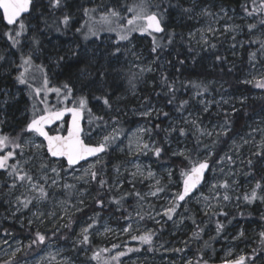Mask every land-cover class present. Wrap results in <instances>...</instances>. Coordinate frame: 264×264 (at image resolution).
Returning <instances> with one entry per match:
<instances>
[{
  "label": "snow or ice",
  "instance_id": "1",
  "mask_svg": "<svg viewBox=\"0 0 264 264\" xmlns=\"http://www.w3.org/2000/svg\"><path fill=\"white\" fill-rule=\"evenodd\" d=\"M90 2L92 6L76 5L78 11L82 14L81 18L83 20L80 27L76 28V32L84 41H89L93 37L95 40H100L101 34L114 32L116 34L114 41L116 47H109L105 50V55L108 56H117L121 52V43H130L132 35L139 33L140 35L152 36L151 51L156 54V59H159L162 49L166 46L161 44L160 38L155 34L164 33L167 45H172L177 37L175 31L168 32L169 25L166 23V17L172 16L174 12L187 19H194L196 16L212 17L219 15L212 13L207 7H200L197 13L199 0H191L187 7L184 6L182 0H156L155 3H151L150 0H141L134 6L125 5L124 7L119 6L118 0L113 4H106L104 0H99L98 3L96 0H90ZM48 7L53 11H61L62 15L58 18L59 23L56 31L63 34L64 30L71 27L73 17L70 13L64 11L70 5L67 4V0H48ZM36 8L37 0H0V12H2L3 19L8 25H17V30L14 33H7L13 47L20 44L19 37L26 35L29 27L26 21L29 20ZM241 8L244 14L241 19L248 18L250 21L246 25L251 36L248 43L257 46L256 50L252 51L249 56V62L255 68L257 63L264 64V0H246ZM125 12L131 15L126 16ZM221 12L223 16L220 18L228 16L226 9L222 8ZM59 25H63V29ZM239 30L240 25H226L222 32H237ZM257 30H259V35H257ZM206 31L215 35L218 30L210 25ZM194 36L195 33L189 32V44H191ZM180 39L183 40L184 37L181 35ZM232 39L235 41V35L232 36ZM95 40H93V43H95ZM201 41H203V46L199 50L191 46L188 48V51L194 54V62L195 56H198L200 51L207 48H216L215 44H209L203 36H201ZM201 41H197V43L199 44ZM32 44L35 46L34 49L26 54L22 53L20 63L16 65L18 72L15 75V81L17 84L24 86L27 91L30 102V107H28L30 116L23 122L18 132H15V129L13 130L15 134L4 131L8 126V121L4 117L7 115L5 109L12 106V101L16 97L10 91L0 90V173L9 178L8 181H5V187L10 193L14 194L12 216L18 219L17 213L30 212L33 217V219L28 220L30 228L34 223L44 224L45 221L55 217V230H52L51 235H49L47 231L42 232L37 228L34 232V238L30 239L26 246L23 245V242L18 241L19 246L13 247L12 242L8 239L12 234L5 229L2 242H0V251H3L5 256L9 258L3 260L2 264H20L19 260L16 259L18 253L32 249L34 246L45 245L46 242L50 243L53 238L66 241L71 239L68 234H61L59 229L65 228L69 232H73V216L76 212L84 210V192L80 191L78 185L97 184L98 191L94 198L95 205L101 210L106 207L105 199L111 195L113 190H119L122 187L118 179L116 183L109 184L104 178L106 170L105 157L117 141L120 144H123L125 139L128 141L126 152L128 155L148 156L151 154L157 161L168 155V151L162 144L151 140L153 128L141 127L129 136L125 134L119 116L110 115L113 110V102L111 95L103 91L107 76L104 65L97 63L96 67L92 69L96 73L94 79H90L92 72L88 71V68L80 70L76 76V80L80 84L79 87L72 80L71 75L64 83L52 86L45 65L34 63V53L40 50V40L35 35L32 37ZM232 47L235 48L236 44L234 43ZM98 49L99 46L94 49V53ZM3 59L4 57L0 56V60ZM96 59L95 55L87 57L78 49L69 48L65 55H60L55 59V64L57 67H71V65H67V61L73 60L77 67L80 63H85L88 67H91L92 62ZM215 59L222 61L223 57L217 55ZM152 63H155V60ZM178 63L183 65L185 61L181 59ZM136 66L139 68L140 75L153 71L150 65ZM229 70L231 71V69ZM37 72L40 74L39 84L36 83ZM136 78L137 74L133 73L132 78L129 79L133 91L136 88L134 82ZM160 83L162 88L166 89L164 94L169 97L167 103L175 104V111L181 114L179 117L180 126L170 123L169 127L163 129V131L167 136L176 133L178 137H183L186 141L195 142L191 148L185 143L184 147L171 151L172 157L181 158L178 169L180 180L179 182L176 181L177 169L172 166L166 168L167 175L164 177L158 176L151 167L145 169L139 163L133 162L135 171L129 172L132 180L128 181L133 184V191L122 193L119 198L112 196L111 199H108V203L116 204L118 206L117 210H119L127 195H134L138 202L145 201L148 197L166 199L168 203L162 207V211L150 215V218L156 220L157 224L161 223V220L156 219L157 216L166 217L167 221L176 223L174 217L177 216L179 209L183 207L185 212H189L186 204L190 202V199H195L197 203H203V212L204 215L209 217V222L212 221V217H228L230 213L224 209L231 203L233 198L238 202L243 201L247 205L254 204L257 201L264 204V175L257 179L251 171L243 173L246 177H252L250 190L233 197L238 185V180L234 177L237 176L238 172H242L241 169L234 170L237 159H239V148L251 143L255 148L251 155L264 159V118L255 122L256 126L250 128L246 137H241L242 143L237 144L234 139L232 140L230 149L232 154L226 152L223 156H219L215 152L216 146L221 143V137H229V133L233 131L230 117L237 109L233 106L231 111L224 112L223 124L205 126L201 116H192L189 110V99L176 103L178 89L175 87V81H169L168 76L161 72ZM242 83L252 84L255 88L264 90V72H261L259 76L253 75L251 79H245ZM182 86L191 87L195 90L194 97H201L197 100V103L203 105V112H209L212 103H216L220 107V102L203 98L206 93H209L210 84L190 80L187 85L182 83ZM97 92H99L98 95ZM52 94H55L56 103H52L50 100ZM92 99H95L101 105L98 111H93V108L89 107ZM223 103L226 104L228 101L223 100ZM240 103H244V98L240 100ZM185 112H187V115H184ZM153 114L159 116V112L153 107L139 113L145 119L152 117ZM163 115L167 117L169 113L164 112ZM85 122L88 125L87 128ZM184 125H187V127ZM154 127L159 128V125ZM93 132H96V136L99 137L96 143L91 142L96 138L92 136ZM257 136L260 137L259 143H256ZM164 143H168L167 138ZM177 143H181V141L177 140ZM120 150L124 151L123 148ZM214 154L217 157L215 160H213ZM9 161H12V163H9ZM240 163L243 164L245 161L240 160ZM246 163L251 169L253 160L249 158ZM213 165H222L223 167L217 169ZM225 168L228 169L227 172H225ZM217 170L224 174V179H218L211 184L209 188L210 196L204 195L203 189L207 186L206 173L210 171L215 173ZM124 171L129 170L124 169ZM76 172H80V175H76ZM115 172L117 176L122 174L118 166L115 167ZM144 180L150 181L149 191L141 193L135 190V182H143ZM69 181H75V183ZM171 184H176L175 192H170L168 185ZM57 188L63 190L69 196L74 192L79 193V198L75 199L74 202L68 199L59 202L60 210L64 213L62 216H57L56 207H53L50 211L45 210L54 198L52 190ZM20 189H23V191H20ZM162 193L165 195L161 196ZM212 201L216 203L213 204ZM236 207L239 209V203ZM142 208L141 205V211H136L137 222L145 218L142 214ZM239 215L244 218L243 212H239ZM125 219L132 221V214L128 213ZM185 219H191L194 228L189 239L182 242L184 248L171 249L176 253H183L189 247L190 242L203 240L207 227V224L203 221L197 222L194 214L187 217L181 215L180 223H183ZM234 219L235 216H232L231 219L227 220V224H231ZM260 219L264 220V213H261ZM59 221H64V223L60 224ZM98 224L99 213L89 216L88 221H85L83 226L80 227V231L78 233L73 232L75 239L71 240L72 250L90 251L93 229L99 232ZM237 227L238 231L231 237L232 244L221 264H255L257 255L264 252V226L257 234L260 245L259 251L253 248L251 256L239 254L233 257L235 242L247 240V234L243 226L238 225ZM225 229V221L216 219V235L210 237V239H227L223 235ZM111 231H113L111 228L104 226V232ZM121 231L131 234L133 231L132 223L126 224ZM137 231L139 230L137 229ZM154 236V231L146 230L143 234L131 235V239L139 241L141 245H148L149 247L146 250L153 251ZM4 245L8 247L4 248ZM112 247L115 249L120 245L114 244ZM209 247H211L209 241H204L202 248L197 250L200 254L196 256L195 260L186 259L185 264H209V260L205 259L203 254V251ZM101 251L108 250L103 249ZM132 251H140V249H128V252ZM128 252H117L112 256V259L117 264H122L121 258L126 256ZM57 254H60L59 249H57ZM100 256L101 252H94L91 259L99 262ZM50 259L54 260L55 257L50 256ZM57 264H71V262L69 258H65Z\"/></svg>",
  "mask_w": 264,
  "mask_h": 264
},
{
  "label": "trees",
  "instance_id": "2",
  "mask_svg": "<svg viewBox=\"0 0 264 264\" xmlns=\"http://www.w3.org/2000/svg\"><path fill=\"white\" fill-rule=\"evenodd\" d=\"M123 7L125 5L129 6L130 3L132 2H138L139 0H122ZM209 0H199V6L197 7L196 10H199L200 7H204L208 5ZM214 2H219L222 3L223 5L227 6L229 9H235L236 13H240L241 15L243 14L241 5L246 2V0H213ZM151 3H155L156 0H150ZM184 6L187 7L189 6L190 3H186V1H183ZM67 4L70 5V7H67L64 9V11L70 13L72 15V28L67 29L63 32V34H56L58 31H56L57 25L51 26V24H58L59 20L58 18L61 17L62 13L60 10H51L48 7V0H37V8L35 12L31 14V17L27 21L28 24L36 27V29L32 32L35 34V36L40 40V50H43L45 52H49L51 49V46H48V42L52 39H59L60 37L63 38V40L71 41L73 44V49H76L77 46L79 48L82 47L81 44V39L82 37L75 32L74 30L78 28L80 20H81V13L76 12L78 9L76 8L77 4H88L90 5L91 2L90 0H67ZM92 6V5H91ZM43 14H45L46 18L40 22L38 19L41 17ZM127 15L129 13L126 12ZM126 15V16H127ZM178 16L175 12L173 13L172 16L166 17V23L169 25L168 32L175 31L177 33V37L172 45H167V39L165 37V34L163 33L162 35H156L158 38H160L161 44L165 45L166 47L162 49L160 58H163L165 61V67L164 70H162L161 65L158 64L159 59H156V54L152 53L151 48H152V40L149 41V43L146 45L147 49V57L148 60L153 61L155 60L154 63V72L153 73H146L145 76H142L140 74H137V78L135 79V84L136 88L133 91L130 84H129V79L132 78V76L129 75L128 72L133 74V72L129 71V68L126 67V63L122 61L120 57V53L117 54V57L111 56L110 59H115V63H108L109 66H114L115 69H117V72H114V69L112 67H107L106 63V58L102 59H97V63L104 65L107 71V76L106 80L104 83V88L103 91L111 95L112 97V102H113V110L110 113V115H117L119 116L121 120V124L123 126V129L125 133L127 132L128 129L132 128L139 122H144L147 127L153 128L152 136L151 138L159 143L162 144L163 147L168 151V155H165L163 159L157 161L155 157H153L151 154L147 156L151 161L154 162V166L158 165H167V166H172L173 168L177 169V174H176V181L179 182L180 177L178 173V169L180 167L179 161L181 158L179 157H172L171 156V147L169 141L175 140L177 138H183V137H178L176 133H173L171 136H167V134L163 131V129L168 128V122L175 116L176 114H180L175 112L173 109H175V104H169L167 103L169 97L164 94V91L166 89L162 88V85L160 83L161 79V72H163L165 75L168 76L169 81H175V87L178 89L176 92V103L178 104L179 101L184 100V99H189V96L195 91L189 86H182V83L184 85H187L188 81H195V82H210L214 83L213 87H210V91H216V90H221L222 94H232L234 96H246L247 99L246 101L241 104V103H236L235 111L230 119L232 122V129L233 131L229 133V137H221V143L216 146L215 152L219 154V156H223L230 148L232 145V140L238 136L243 134L249 124L251 125L252 121L257 118L258 116H262L264 118V90H262V96L259 98H252L251 95L257 90L253 85H247L245 83H242V81L245 80L249 70L251 69L252 65L249 62V56L252 51H255L257 46L256 45H249L248 41L251 38L250 34L248 33L247 30V23L250 22L248 18H246V25L244 27V43L242 45V48L240 52L238 53L237 57H231L230 53L227 52V49L224 44V40L220 42H215L213 44L216 45L215 49H209L207 52L200 51V54L198 56H195V62L193 61V53H190L188 51L189 46L199 50L197 47H194L192 44H189V40L187 39V32L192 29V24L190 21H185L183 25H177L175 24V17ZM36 17L35 21H32L31 18ZM53 19V21L51 20ZM60 26V25H59ZM63 26V25H62ZM12 27L7 26L4 23L2 14L0 13V39L3 41H8V34L10 31H12ZM13 33V32H12ZM29 33V32H28ZM28 33L24 35L23 37H27ZM136 35V37H135ZM132 36L133 41L135 40H141L142 37H140L138 34H135ZM183 36L184 39L181 40L180 36ZM102 36H109V35H101ZM115 36V35H112ZM116 37V36H115ZM81 38V39H80ZM84 41V40H83ZM98 42V40H97ZM239 41H237L238 43ZM125 43L121 44V49L123 48L122 45ZM185 44V45H184ZM35 46H33L34 49ZM116 45L113 47L115 48ZM108 48H103L102 54H105V50ZM11 51L14 53L16 57L17 54L12 48V43L11 45L9 44L8 47V52ZM63 51L57 52L54 50V52L50 51L51 54L54 56L58 57L62 54ZM219 55L223 57L222 61H218L215 59V57ZM259 55V53H258ZM5 57V56H3ZM41 58L43 61H45L43 55L41 54ZM183 59L185 63L183 65H180L178 63L179 60ZM67 65H71V67L68 66H63V67H57L56 71L52 73L50 76L49 73V78L52 82V86H58L62 83H64L68 78L69 75H71V78L74 82L77 83V87L80 86L79 81L76 80V76L79 74L80 70H83L85 68H88V71L92 72V76L90 79H94L96 73L92 71L94 68L93 65L91 67H88L85 63H80L78 67L75 65V61L73 60H68ZM257 65H260L264 68V64L262 63H257ZM49 68H45V70L48 72ZM231 69V71L229 70ZM117 75V76H116ZM10 78L6 79L4 83H0V87H5L8 86L10 83ZM6 88V87H5ZM159 93V95H157ZM183 93H185V96H183ZM97 95L99 92L96 93ZM26 106L30 107V102L28 100L27 96H24L21 100L18 102L13 100L12 101V106L10 108H6V118L8 119V133L14 132L13 130H19V128L22 126L23 122L29 117H23L19 118V114L23 112V108ZM101 105L99 102H97L95 99L90 100L89 107L93 108V111H98V108ZM154 107L155 109L158 110L159 116H156L155 114L152 117H149L145 119L144 117H139L136 118L132 117L133 114H137V112L140 111L142 107ZM118 110V111H117ZM226 111H231V108L228 106H224L222 113L219 114V116L215 117L214 115L206 114L205 118H208L214 122L217 123H223L224 122V112ZM164 112H168L169 116L165 117L163 115ZM155 125H159V128H155ZM85 127L87 128L88 125L85 122ZM99 131V130H97ZM16 132V131H15ZM167 138L168 143H164L165 139ZM185 140V138H183ZM207 142V141H206ZM188 147L191 148L193 144L195 143L194 141H187ZM111 151V149H110ZM108 152V156L111 157V152ZM113 158V155H112ZM217 157L214 154L213 155V160H215ZM115 159V158H114ZM113 159V160H114ZM253 165L252 168L249 169L247 163L242 164V168L244 172H249L251 171L253 175L259 179L260 176L264 175V159H261L259 157L253 156ZM161 165V166H163ZM107 166L109 169L112 167V163H107ZM107 169V168H106ZM110 171V170H109ZM110 173V172H109ZM109 177V175H107ZM106 179V177H104ZM211 175L210 172L208 173L206 180L207 182L210 180ZM245 178V177H244ZM249 178V177H246ZM5 177L0 175V236H3L4 230L7 229L14 237L21 238L22 240H27V239H32L34 238V228L30 227H20L18 223L16 222V218L11 216L12 215V210H13V204L11 203V199L9 196H7L5 193L9 192V190L5 187ZM8 181V180H7ZM108 181V179H107ZM166 182V181H165ZM174 184L168 185V188L171 189L173 188ZM94 186V191H95V196L96 197V188L98 189V186ZM252 185L250 186V188ZM149 190V189H148ZM138 191V190H137ZM238 194H242L241 191ZM107 195V194H106ZM237 194H233V197H235ZM112 194L105 199V204L106 207L102 210L104 214L108 213L112 215L113 213L116 212L117 210V205L116 204H110L108 203V199H111ZM131 197V198H130ZM239 203V209L236 207V205ZM140 202L137 201V198L134 195H129L126 199L122 201V206L119 209V212L117 215V222L120 223V225H123L124 222H127L128 220L125 219V217L128 215V213H131L132 216L136 214V211L140 210L141 207H139ZM232 204V205H231ZM116 205V206H115ZM188 206H191L189 203ZM235 207L233 209V207ZM145 209V207H143ZM225 211L229 212L230 215L228 217L220 216V217H212V221L209 222V217L204 216L199 212H190L195 215L197 222L203 221L204 223L207 224V227L205 229V233L203 235V240L198 241V242H190L189 247L193 249L194 253L199 255L200 253L197 251L199 248H202L203 242L206 241V234L208 230H212L215 232V220L220 219L221 221H225L226 223V229L223 235H225L228 231L232 230L233 228H237L238 225H242L244 230L246 231L247 234V240H241V247L245 248L246 254L248 256L252 255V249L256 248L259 251L260 245L258 243V235H256V231L253 232L254 234L252 235V231L257 230L258 232L262 230V226H264V220L260 219L261 213H264V204H261L259 201H257L254 204L247 205L244 204L243 201H236L235 198L231 201V203L228 204V206L224 209ZM95 205V200L90 203V205L86 208L84 213L82 214L83 218L93 216L96 213H99L101 216H104L102 213ZM107 212V213H105ZM154 209L151 206L150 210L147 212H144L142 210V214L145 216L143 219V223L148 227L152 228V231L155 232V236L157 239L154 237V245H153V251H147L146 249L149 246H146V248L143 246L142 247V252H147L150 255H160L162 252L159 250H155L157 242H162L163 237H158L160 235L161 231H166L167 228H169L170 225L167 226H159L154 224L151 221H148V216L150 213H153ZM239 212L244 213V218H241L239 215ZM191 214V215H192ZM106 215V216H107ZM232 216H235V219L232 220L231 224H227V220L231 219ZM174 220H176V216L174 217ZM181 225L186 229L184 231L189 233L188 239L191 235V231L194 228V225L192 224L191 219H185ZM170 229V228H169ZM168 229V230H169ZM170 231V230H169ZM45 232V231H42ZM49 235H51V231H47ZM257 232V233H258ZM62 234H68L69 231H60ZM254 236H257L255 239H253ZM69 242L63 241V239H58V238H53L52 242ZM165 240V238H164ZM171 239H167L169 241ZM30 241V240H29ZM47 243V242H46ZM167 246V245H166ZM91 250L89 253L86 254V260L87 261H92L93 263H96V260H92L91 257L94 252H97L98 247L96 246V239L95 237L91 236V244H90ZM166 248V247H165ZM40 249V246L38 247H33L32 249L26 250L25 253H22V256L27 255L29 256H38V251ZM207 250V249H206ZM203 251L204 252L206 251ZM78 251H82L80 249H76L75 252L78 253ZM195 256V258H196ZM205 259H208L207 256L204 254ZM264 257V252L259 253L257 255V258L255 260V264L258 263V261L262 262L261 259ZM220 257L218 254L214 255V259L212 263H217L219 262ZM264 264V261L262 262Z\"/></svg>",
  "mask_w": 264,
  "mask_h": 264
},
{
  "label": "rangeland",
  "instance_id": "3",
  "mask_svg": "<svg viewBox=\"0 0 264 264\" xmlns=\"http://www.w3.org/2000/svg\"><path fill=\"white\" fill-rule=\"evenodd\" d=\"M186 1V3H191V0H183ZM96 2L98 3L99 0H96ZM117 0H104V3L106 4H113L116 3ZM141 2V0H139L138 2H132L129 4V6H134L135 4ZM119 6L123 7V1L122 0H118ZM208 5L204 6L209 8V10L214 13V14H219V15H214L212 17H201V16H196L194 19H187L181 16H176L175 17V24L177 25H183L185 23V21H190L192 24V29L190 31L187 32V39H188V34L189 32L195 33L194 38L191 40V44L194 47H197L198 49H200L203 46V41H201V36L204 37L205 40L208 41L209 44H213L215 42H220V41H225V47L227 49V52L230 53L231 57H237L238 53L240 52L242 45L244 43V38L243 36L244 34V27L246 25V18L241 19V17L243 15H241L240 13H236L235 9H229L227 6L223 5L222 3L219 2H214L213 0H209L208 1ZM92 4L88 5L86 4L85 6H91ZM77 8V7H76ZM226 9L228 11V16H225L223 18H220L221 16H223V13L221 12V9ZM200 10V9H199ZM199 10H196V12L198 13ZM76 12H79L78 10ZM125 15L126 12L124 13ZM82 16V14H80ZM131 14L129 13L130 16ZM46 18L45 14H43L41 17H39V21L42 22L44 19ZM36 17H32L31 20L35 21ZM53 21V19H51ZM26 23H28L26 21ZM83 23V20L81 18L80 23H79V27L80 25ZM53 25H57V24H51V26ZM212 26L214 28H216L218 31L215 35L207 32L206 30L208 29L209 26ZM226 25H240V30L237 32H226L223 33L222 29L226 26ZM60 27L63 29V26L60 25ZM14 29H12L13 32L15 30H17V25L13 27ZM72 28V23H71V27ZM69 28V29H70ZM36 29V27L34 26V24L30 25L27 29V37H19L20 39V44L17 45L16 47L12 48L13 50L16 52L17 56L16 57L14 55L13 52L9 51L8 52V47L9 44L11 45L12 41L8 38V40L10 42H6L3 41L2 39H0V56H5L3 60H0V83H4L6 79L10 78V83L8 86L0 87V90L2 91H10V93L16 97L15 101H19L22 98H24V96H27V91L26 89H24V86L19 85L16 83L15 81V75L18 72V69L16 67V65H18L20 63V58L22 53L26 54L29 51L33 50V44H32V37L33 34L32 32ZM65 31V30H64ZM76 32V29L74 30ZM26 33V34H27ZM56 34H62L61 32H58ZM79 34V33H78ZM138 34L140 37H142L141 40H135L133 41V38L131 40V42H122L125 43L123 46V48L121 49V53H120V57L119 59H121L122 61H120L121 63L125 62L126 63V67L129 68V71L133 72V73H137L139 74V68L136 65H139L140 67H144L147 65H150L153 68L152 72H148V73H153L154 72V63H152V61L148 60L147 57V49L145 48L146 45L149 43L150 40H152V36H149L147 34L145 35H140L139 33H134L133 35ZM101 35H109V36H102L100 40H95V38L93 37L92 39H90L89 41H83V38L81 39V44L78 43V45H82L81 48H79L77 46L76 49H78L84 56L87 57H91L93 55L96 56L97 59H102V58H106L108 60H106L107 63V67H112V69H114V72L119 73L118 71H116L117 69L114 68V66H109L108 63H115V61H117L115 59H110L111 56L108 55H103L102 54V50L103 48H113L115 46V39H116V34L113 33H103ZM115 35V36H112ZM132 35V36H133ZM235 35L236 39L235 41L232 39V36ZM257 35H259V30H257ZM136 37V35H135ZM150 39V40H149ZM93 40H95V43H93ZM197 41H201L199 44L197 43ZM237 41H239L237 43ZM48 46H51V50L52 52H54V50H56L57 52H62L63 55L66 54V52L68 51L69 48L73 47L72 42L69 41H65L63 40V38H59V39H52L48 42ZM121 43V44H122ZM236 44V47L233 48L232 45ZM185 45V44H184ZM99 46L98 51H96L94 53V49H97ZM210 48H207L206 50H204L203 52H207ZM49 52H45L43 50H39L38 52L34 53V63L35 64H43L45 65V68H49L48 73L51 76L52 73L54 72V70L56 71V64H55V59L57 58L56 56H54L53 54H51ZM41 54L43 55L45 61L42 60L41 58ZM117 57V56H115ZM137 57H139V59H137ZM97 59L94 60L92 62L93 67L95 68L97 65ZM158 64L161 65L162 70H164L165 67V61L163 58L159 59ZM261 72H264V68L260 65H255V68L252 66L251 69L249 70L247 76L245 79H251L253 75L259 76V74ZM130 76H133V74H131L130 72H128ZM147 73V72H146ZM146 73L142 74V76H145ZM39 72L36 73L37 76V80L36 83L39 84ZM117 76V75H116ZM201 82V81H200ZM205 84H210V87H213L214 83H210V82H203ZM247 85H252V84H247ZM55 94H52L50 96V100L52 103H56L55 99H54ZM183 96H185V93H183ZM262 96V90L258 89L255 90V92L251 95L252 98L256 99ZM28 97V96H27ZM191 98V99H190ZM206 100H214V101H218L220 102V107L217 106L216 103H212L209 112L205 113L203 112V105L197 103V100L201 99V97H194V92L189 96V110L192 113V116H201L204 120V125L205 126H213L216 124H223V123H217L214 122L206 117V114H210V115H214L215 117L219 116L220 113H222L224 106H228L229 108L232 109V107H236V103H240V100L242 98H244V102L246 101L247 97L246 96H242V95H238V96H234L232 94H222L221 90H216V91H209V93H206L203 97ZM188 99V98H187ZM223 100H227L228 103H223ZM153 107V106H152ZM149 107H142L140 109L139 112H137V114H133L132 117H130L131 119L133 117L136 116V118L142 117L141 115H139L140 112L144 111L145 109H147ZM154 108V107H153ZM157 110V109H156ZM175 111V109H173ZM158 111V110H157ZM176 112V111H175ZM154 115V114H153ZM181 114H176L175 116H173V118H171V120L168 122V127L169 124H176L177 126L179 125V117ZM184 115H187V112L184 113ZM26 116H30V111H28V109L26 108V106L23 108V112L21 114H19L18 119L19 118H23ZM7 121L8 119L6 118V116L4 117ZM261 118H263L262 116H258L257 118H255L251 125L249 124L247 130L241 134L238 135L235 138V141L237 142V144L242 143L241 141V137H246L247 133L250 131L251 127H255L256 126V121L260 120ZM146 124L144 122H139L138 124H136L135 126H133L132 128L128 129L127 132L125 133L126 135H131L132 133L136 132L137 129L141 128V127H145ZM185 127H187V125H184ZM9 127L7 126L4 131L6 133H8V129ZM16 132H18L19 130H15ZM12 134H15V132H10ZM93 137H96L95 139H93L91 142L92 143H96V141L99 139L98 136H96V132L92 133ZM145 138L147 139V136L145 135ZM123 139V138H122ZM152 141H154L151 138ZM177 140L181 141V143H177ZM260 137L257 136L256 138V143H259ZM170 143V147L171 150H175L177 148H182L184 147V144L186 143L187 146L188 143L186 140H184L183 138H177L174 141L171 140L169 141ZM127 144L128 141L125 139L123 144H120L119 141H117V143L115 145H113V147L111 148V151L109 149V151L111 152V157H109L108 155L105 157V161H106V170H105V175L104 177H106V180L108 179V183L109 184H114L116 183L117 179L119 180L120 184L122 185V187L119 188V190H113L112 191V196H115L116 198H119V196L122 193H127V192H132L133 191V184L129 183L128 181L132 180V177L130 176L129 172L130 171H135V168L133 167V162L139 163L143 168H148L151 167V169L157 173L158 176H164L166 177L167 173H166V168L168 167L167 165H158V166H154V162L151 161L149 158H147V156H143V155H137V156H133V155H128L126 154L127 152ZM123 148L124 151H121L120 149ZM231 149V148H230ZM230 149L227 151L229 154H232L230 152ZM254 145L253 144H247V145H243V147L239 148V159H237L236 165L234 166V170L237 169H241L242 172H238L237 176L234 177L235 179L238 180V185L236 186V192L233 194H238L240 191L241 193L245 192V191H249L250 190V186L252 185L251 181H252V177L246 178V176L243 175V173H245L243 171L242 168V163H240V160L243 161H247L249 158H253V156L251 155L252 151H254ZM113 155V158H112ZM115 158V159H114ZM114 159V160H113ZM9 163H12V161H9ZM107 163H112V167L111 169L108 168ZM118 166L121 169V175L117 176V173L115 172V167ZM214 167H216L217 169H219L220 167H223L222 165H213ZM262 167H264V165H262ZM124 169H128L129 171H124ZM110 170V171H109ZM228 169L225 168V172H227ZM110 172V173H109ZM1 176L5 177V181L9 180V178L5 175L0 173ZM76 175H80V172H76ZM109 175V177L107 176ZM210 175L211 178L210 180L207 182V186L204 187L203 189V194L204 195H209L210 196V192H209V188L211 186L212 183H215L218 179H224V174L219 172L218 170L213 173L210 171ZM245 177V178H244ZM69 182H73L75 183V181H69ZM150 181L148 180H144L143 182H135V190H138L141 193H146L149 190V185ZM95 183L91 184V185H78V188L80 189V191L84 192V198H85V205L84 210L82 212H76L75 215L73 216V224H72V229L73 232L78 233L80 231V227L83 226L85 221H88V217L83 218L82 214L84 213V211L86 210V208L90 205V203L93 201L94 196H95V191H94V186ZM96 186H98L96 184ZM20 191H23V189H20ZM54 192V198L52 200L51 203H49L46 207L45 210L50 211L53 209V207H56V211H57V216H62L64 213L60 210L59 207V202L65 199L68 200H72L73 202L75 201V199L79 198V193L74 192L71 196H69L68 194L64 193L63 190L57 188V189H53L52 190ZM98 189L96 188V193H97ZM176 191V184L173 185V188L170 189V192H175ZM7 196H9V198L11 199V203L14 200V194L7 192L5 193ZM18 194V193H15ZM97 195V194H96ZM165 194H161V196H164ZM131 196V195H130ZM129 197V195L126 196V198ZM125 198V199H126ZM131 198V197H130ZM168 203V201L166 199H157L155 197H148L147 200L140 202L139 207H141V205L144 208H142V210H144V212H148L150 210V207L154 206V212L150 213V215H155V212L157 211H162V207L164 205H166ZM189 203L191 204V206H188ZM186 204V207L189 209V212H185L183 210V207L181 209L178 210V214L176 216V223H173V221H167L166 217H161V216H157L156 219L161 220V223L157 224L156 220H153L150 218V215L148 216V221L153 222L156 225H159L161 227L163 226H167L170 225L169 228H167L166 231H161L160 235H158V237H163V241L162 242H157L156 248L155 250H159L162 252L160 253V255L154 254V255H150L147 252H142V247L144 246L146 248V246L148 245H141L139 243V241L136 240H132L131 239V235H139V234H143L146 230H150L152 231V228H148L144 223L143 220H140L137 222L136 220V215L133 216V220L132 221H127L124 222L123 225H120L119 222H117V215L119 210H116L115 213H113L112 215H110L108 213L104 214V212H102L101 209H99L104 216H101L99 214V224L97 225V227L99 228V232H97L95 229H93V237H95L96 239V246L98 247L97 252H101V256H100V260L99 262L96 261L97 264H117L116 261H114L112 259V256H114L117 252L120 251H125L128 252L129 248L132 249H136L139 248L140 251H132V252H128V254L124 257L121 258L122 264H185L186 259H193L195 260V256L196 254L194 253L193 249L191 248H186L185 251L183 253H176L174 251H171V249L173 248H184V244L182 243L183 241L188 240V236L189 233L184 231L186 230L180 223V216H189L192 213L190 212H199L202 215H204L203 212V203H197V201L195 199H190V202ZM213 204H215V201H212ZM13 204V203H12ZM232 205V204H231ZM14 206V205H13ZM116 206V205H115ZM233 207V206H232ZM235 207H233L234 209ZM141 211V208L140 210ZM107 213V212H105ZM107 215V216H106ZM12 216V215H11ZM206 216V215H204ZM17 217H19L18 219L16 218V222L18 223V225L22 228V227H27L28 226V220L29 219H33V217L31 216L30 212L25 211L24 213H17ZM56 220L55 217L45 221L44 224H39L34 223L31 225L32 228H34L35 230L37 228H39L40 231H52L55 230L54 228V221ZM90 222V221H89ZM129 222L132 223V229L133 231L131 232V234L129 233H123L121 231V229L126 226V224H128ZM60 224H63L64 221H59ZM23 225V226H22ZM104 226H107L109 228H111L113 231L111 232H104ZM29 227V226H28ZM168 227V226H167ZM137 229L139 231H137ZM170 231H169V230ZM69 231L68 229L65 228H60V231ZM238 231V227L235 229L233 228L232 230L228 231L224 236L227 237V239H210V237H215L216 233L213 232L212 230H208L207 234H206V241H209V243L211 244V247H209L204 254L207 256L208 260H209V264H213L212 261L214 259V255L218 254L220 257L219 262H221L226 253L228 248L231 246L232 242H231V237L233 235L236 234V232ZM256 231V235L258 234L257 230L252 231V235L254 234L253 232ZM73 232H69V236L71 237L69 242L66 243H62V242H58V240L56 242H50V243H46L45 245H40V249L38 251V256H22V253H25V251H22L20 253L17 254L16 259L19 260L20 264H57V262L63 261L65 258H69L71 264H95L92 261H87L86 260V254L89 253V251L85 252V251H78V253H76L74 250H72V245H71V240L75 239V236L73 235ZM63 234V233H62ZM156 239L157 237L154 236ZM257 236H254L253 239H255ZM2 238L3 236H0V242H2ZM165 238V240H164ZM8 239L12 242L13 247H17L19 246L17 244V242H23V245H27L29 243L30 239L27 240H22L21 238L18 237H14V236H9ZM167 239H171L169 241H167ZM63 241H66L63 239ZM236 246L233 249V257H235L236 255L239 254H246L245 249L248 247H241V241H237L235 242ZM116 244V245H120V247L118 248H113L112 246ZM161 245H163V247H161ZM167 245V246H166ZM4 248H7V245L3 246ZM35 247V246H34ZM166 247V248H165ZM57 249L60 250V254H57ZM103 249H107L108 251H101ZM9 251H11V249H9ZM50 256H54L55 259L52 260L50 259ZM9 257L5 256L3 251H0V264H2L3 260L8 259ZM262 262L264 261V259H261ZM262 262L258 261L257 264H262Z\"/></svg>",
  "mask_w": 264,
  "mask_h": 264
},
{
  "label": "water",
  "instance_id": "4",
  "mask_svg": "<svg viewBox=\"0 0 264 264\" xmlns=\"http://www.w3.org/2000/svg\"><path fill=\"white\" fill-rule=\"evenodd\" d=\"M1 14H2V12H0ZM3 17V16H2ZM4 20V19H3ZM4 23L7 25V26H9V27H13V26H15V25H8L7 24V22L4 20ZM163 33H159V34H155V35H162ZM77 167H79V166H77ZM209 173V172H208ZM208 173H206V177H207V175H208ZM213 264H221V262H217V263H213Z\"/></svg>",
  "mask_w": 264,
  "mask_h": 264
},
{
  "label": "flooded vegetation",
  "instance_id": "5",
  "mask_svg": "<svg viewBox=\"0 0 264 264\" xmlns=\"http://www.w3.org/2000/svg\"><path fill=\"white\" fill-rule=\"evenodd\" d=\"M16 26V25H15ZM13 28V27H12Z\"/></svg>",
  "mask_w": 264,
  "mask_h": 264
}]
</instances>
